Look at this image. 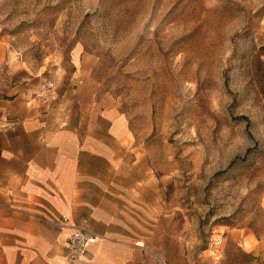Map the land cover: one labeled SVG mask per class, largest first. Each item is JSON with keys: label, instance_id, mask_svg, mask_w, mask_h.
Instances as JSON below:
<instances>
[{"label": "rangeland", "instance_id": "obj_1", "mask_svg": "<svg viewBox=\"0 0 264 264\" xmlns=\"http://www.w3.org/2000/svg\"><path fill=\"white\" fill-rule=\"evenodd\" d=\"M17 94L127 115L169 214L145 264H264V0H0V106Z\"/></svg>", "mask_w": 264, "mask_h": 264}, {"label": "crops", "instance_id": "obj_2", "mask_svg": "<svg viewBox=\"0 0 264 264\" xmlns=\"http://www.w3.org/2000/svg\"><path fill=\"white\" fill-rule=\"evenodd\" d=\"M0 109L2 264L147 263L155 238L169 235V214L154 174L130 170L138 159L127 115L96 99L60 123L23 94ZM83 219L92 236L71 260L66 238Z\"/></svg>", "mask_w": 264, "mask_h": 264}, {"label": "built area", "instance_id": "obj_3", "mask_svg": "<svg viewBox=\"0 0 264 264\" xmlns=\"http://www.w3.org/2000/svg\"><path fill=\"white\" fill-rule=\"evenodd\" d=\"M65 217H62L64 222ZM87 219H83L81 223L73 225L70 233L66 238V252L71 260L81 258L86 253V244L92 236L88 229Z\"/></svg>", "mask_w": 264, "mask_h": 264}]
</instances>
